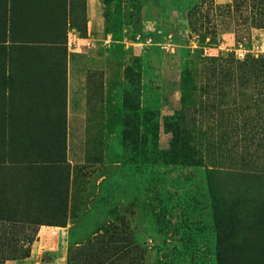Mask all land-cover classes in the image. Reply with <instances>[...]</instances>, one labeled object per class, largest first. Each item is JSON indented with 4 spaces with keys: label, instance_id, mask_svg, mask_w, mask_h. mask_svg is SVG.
Instances as JSON below:
<instances>
[{
    "label": "rangeland",
    "instance_id": "rangeland-1",
    "mask_svg": "<svg viewBox=\"0 0 264 264\" xmlns=\"http://www.w3.org/2000/svg\"><path fill=\"white\" fill-rule=\"evenodd\" d=\"M0 264H264V0H0Z\"/></svg>",
    "mask_w": 264,
    "mask_h": 264
},
{
    "label": "crops",
    "instance_id": "crops-1",
    "mask_svg": "<svg viewBox=\"0 0 264 264\" xmlns=\"http://www.w3.org/2000/svg\"><path fill=\"white\" fill-rule=\"evenodd\" d=\"M35 76H37L36 73H34V77H33L34 80H37L39 83L42 82V81L40 80V79H41V78H40V74H38V78H36ZM31 78H32V76H31ZM33 78H32V82H34V81H33ZM44 86H46L45 89H44V90H46V89L48 88V82H47L46 78H45V84H44ZM46 106H47V105H46ZM30 113H31V112H27V115H30Z\"/></svg>",
    "mask_w": 264,
    "mask_h": 264
}]
</instances>
